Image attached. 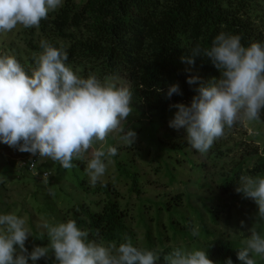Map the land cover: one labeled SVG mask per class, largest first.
<instances>
[{
    "label": "clouds",
    "instance_id": "9594fccd",
    "mask_svg": "<svg viewBox=\"0 0 264 264\" xmlns=\"http://www.w3.org/2000/svg\"><path fill=\"white\" fill-rule=\"evenodd\" d=\"M62 0H0V33L11 32L17 25L38 28L48 13L59 8ZM34 53V66L25 71L11 55L0 56V142L33 157L47 158L70 170L73 161H84L85 174L91 186L104 176L117 148L104 147L110 134L117 133L126 145L137 140V133L122 126L132 112L131 92L117 85L115 78L103 80L90 74L77 75L66 64L68 54L46 40ZM191 57L182 61L195 64V57L204 56L219 70V78L202 81L189 76L187 83L194 88L190 105L176 103L174 118L169 126L183 129L185 140L196 151L206 154L214 142L237 123L259 121L264 110V44L252 42L245 47L238 35L219 33L210 49L197 45ZM158 91H162L158 89ZM181 95L179 84L168 87L166 98ZM101 142L100 147H94ZM264 154V153H262ZM35 161H33L34 166ZM50 173L43 172L41 182L49 183ZM244 198L255 202L256 215L264 220V176L241 175L235 188ZM50 243L35 246L31 252L25 242L31 234L26 220L15 213L0 214V264H28L54 255L58 264H157L158 250L133 246L132 240L117 247L115 242L89 240V232L81 230L75 220L50 224L42 221ZM237 257L243 264H257L255 257L264 259V235L255 227ZM193 236L199 229H191ZM97 235L99 233L97 232ZM164 264H215L204 250L181 247L163 255ZM226 264H233L229 258Z\"/></svg>",
    "mask_w": 264,
    "mask_h": 264
},
{
    "label": "trees",
    "instance_id": "16d2710c",
    "mask_svg": "<svg viewBox=\"0 0 264 264\" xmlns=\"http://www.w3.org/2000/svg\"><path fill=\"white\" fill-rule=\"evenodd\" d=\"M260 21L264 22V0H62L59 8L50 11L47 19L41 20L39 28L46 35L71 41L67 50L68 60L77 57L91 60L102 64L108 74L124 76L134 101L140 105V115L167 123L178 111L176 108H170V105H190L196 95L194 88L199 86L200 81L196 85H189V76H198L202 81L220 76L219 70L207 57H195L194 65L182 61L181 58L191 57V51L197 45L201 49H210L215 37L221 32L238 35L245 47L252 42L264 44V28L258 23ZM2 55L6 53L0 47V56ZM15 59L25 71H30L21 59ZM177 83L182 94H173L170 99L166 98L168 87ZM260 119L264 122V110L261 111ZM240 124L237 123L233 128ZM233 128L226 129L224 137L216 140L213 145L226 139ZM180 136H176L180 143L189 146L185 138ZM174 146L176 143L169 148L172 152H175ZM0 147L11 148L4 143ZM256 148L253 153L249 151L250 156L253 154L250 159L245 158L239 162L233 175L224 179L221 195L213 196L217 197L210 207V219L214 224H219V212L225 208L222 207V201L229 199H224V195L243 197L242 193L235 191L241 175L264 176V154H260ZM230 149L231 147L226 149V152ZM224 153L220 150L218 155L223 156ZM25 154L19 152L18 155L22 157ZM43 166V162L39 163L36 166L37 171L39 169L42 172ZM83 168L85 169V164ZM24 169L28 170L25 166ZM133 177L137 179L136 175ZM80 184L79 190L86 193L87 198L74 202V207L66 212L54 207L56 205L46 199V204L53 207L49 211L55 216L53 225L67 222L69 219L75 220L81 230L89 232V240L95 239L98 243L103 241L105 245L115 242L117 247L125 242V237H129L133 246L153 249L156 243L153 242L152 225L158 230L156 238L162 246L165 245V240L170 238H195L191 234L193 217L188 216L182 224L177 220V215L181 212L173 207L171 201V204L167 202L161 205L163 210L170 213L169 225H166L168 221H164L162 216L158 223L146 224L149 226H144L147 243L143 246L139 243L135 228L139 225H133L134 220L129 216L130 209L124 204L121 205V191L113 183L100 180L94 188L86 176L80 180ZM136 192L138 195L143 194L137 181L132 180L129 193ZM177 197L180 198L181 195ZM246 200L247 206L253 207L255 202L244 198V201ZM38 209H41V205ZM230 210L231 208L228 211ZM200 216V228H203L206 238L205 252L209 259L215 264H226L229 258L233 264H243L238 259L237 252L245 246L244 241L238 240V237L232 234L223 233L217 236L214 231L208 230L203 216ZM229 219L230 215L227 222ZM252 219L253 227L257 231L261 230L264 220L256 218L255 211L252 213ZM32 228L33 231L25 242L29 252L35 246L46 247L50 243L46 231L38 229L35 225H32ZM170 251L171 248L168 247H165L164 251L159 250L161 258L157 264H164L163 255ZM52 258L54 255L49 251V256L36 262L48 264ZM257 264H264V259L259 257Z\"/></svg>",
    "mask_w": 264,
    "mask_h": 264
},
{
    "label": "rangeland",
    "instance_id": "374dc122",
    "mask_svg": "<svg viewBox=\"0 0 264 264\" xmlns=\"http://www.w3.org/2000/svg\"><path fill=\"white\" fill-rule=\"evenodd\" d=\"M258 23L264 28V22ZM42 40L48 41L57 48L63 46L66 52L71 44L69 39L46 35L39 27L30 29L17 25L11 32L0 33L2 51L6 55L21 59L29 70L35 63L34 53L38 54L42 51L40 47ZM66 64L81 77L87 78L92 74L103 80L106 76H111L115 78L118 86L122 85L129 89V83L124 76L106 73L100 63L77 57L67 60ZM131 107L132 112L125 121H122V126L126 131L129 128L134 130L137 133V140L129 146L119 139L120 134L113 133L107 137L106 142H103L104 147H116L117 155L111 158L112 163L107 166L100 180L110 181L121 191V205L124 204L130 209L129 216L134 220L133 225H139L135 227L139 243L143 246L147 243L144 226H149L146 224L158 223L162 216L164 221H168L166 225H169L170 213L163 210L161 205L167 202L171 204V201L173 207L181 212L179 216L177 215V220L183 224L188 216H192V228L197 227L199 235L193 240L170 238L165 240V245L162 246L157 242L158 230L152 225L153 242L156 246L153 249L148 247L145 249L164 251L165 247L172 250L173 247L182 246L186 250L205 251L206 238L203 228H200V215L203 216L208 230L214 231L217 236L223 233L232 234L236 235L238 240L245 241L251 234L249 229L253 227L252 213L255 211L256 218H259L256 215L258 208L255 203L253 207H248V200L244 201L242 195L230 197L224 195V199H229L222 201V207L225 208L219 212V224L211 222L210 207L217 199L213 196L221 195L223 189L221 184L224 179L233 175L239 162L253 156V154L249 155V151L253 153L257 147L260 154L264 152V122L260 119L241 123L233 128L226 139L213 145L206 154H201L190 145L185 146L180 143L176 138L180 135L185 138L186 133L183 129L176 130L169 126V121L173 118L163 123L159 119L151 120L141 116L140 105L134 101L132 95ZM174 143L176 149L172 152L173 150L169 148ZM2 144L0 142V146ZM100 144L101 142H97L94 147H100ZM230 147L231 149L226 152ZM220 150L225 152L223 156L218 155ZM19 152L13 148L0 147V214L5 212L4 214L20 215L26 220V227L30 232L33 231L32 225L46 231L40 227L42 221L53 224V219L55 220L53 212H49L53 207L46 204V199L52 201L56 205L54 207L66 212L74 207V202L87 198L86 193L79 190L80 180L87 176L83 168L85 163L81 164L80 161L74 160L75 167L66 170L59 163L43 158L42 172L39 169L37 172L29 171L22 166ZM45 171L50 173L48 185L41 182L43 176L41 173ZM135 175L137 179L133 177ZM132 180L137 181L143 194L129 193ZM176 195L181 197L178 198ZM40 205L41 209H38ZM230 208L231 210L228 211ZM229 215L230 219L227 222ZM258 232L264 235V224ZM258 261L259 257H256V262ZM28 264L38 263L29 259ZM48 264H58V262L54 257Z\"/></svg>",
    "mask_w": 264,
    "mask_h": 264
},
{
    "label": "built area",
    "instance_id": "2783aa9c",
    "mask_svg": "<svg viewBox=\"0 0 264 264\" xmlns=\"http://www.w3.org/2000/svg\"><path fill=\"white\" fill-rule=\"evenodd\" d=\"M43 158L39 157H33L30 153H26L25 155L22 156V166L27 168L29 171H36L37 168L36 166L41 163ZM33 161H35L34 166H33Z\"/></svg>",
    "mask_w": 264,
    "mask_h": 264
}]
</instances>
